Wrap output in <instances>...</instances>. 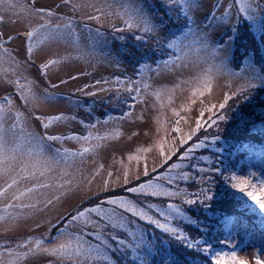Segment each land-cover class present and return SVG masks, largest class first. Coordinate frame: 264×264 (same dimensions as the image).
<instances>
[{"label": "snow or ice", "instance_id": "6c2138e0", "mask_svg": "<svg viewBox=\"0 0 264 264\" xmlns=\"http://www.w3.org/2000/svg\"><path fill=\"white\" fill-rule=\"evenodd\" d=\"M161 3L167 10L163 16L145 10L133 0H56L54 5L39 4L38 0H0V89L4 90V94H0V234H7L0 239V264H32L40 257L54 258L49 264H117L114 253L127 256L130 264H152L149 258L161 255L162 249L153 245L138 222L154 225L188 249L203 251L206 255L212 252L210 244L190 238L178 224L198 223L184 206L210 209L215 199V193L209 186L211 176L205 178L201 175L197 179L186 169L192 167L201 174L212 172L210 167H200L198 163L190 162L197 150L209 144L216 145L219 136H205L186 148L184 146L202 128L206 132L213 127L219 131L220 122L228 119L226 110L235 111L229 101H236L237 104L248 101L253 90L264 88V68L257 65L255 57L246 56L238 71L232 67L233 45L240 23L246 21L248 27L260 32L261 40H264V18L259 15L264 13V2L215 0L208 15L209 22L203 25L195 19L198 0H161ZM172 16L182 25L178 34H168V18ZM88 22L101 26L109 24L114 33H138L135 35L136 41L147 43L154 40L155 48L167 58L157 62L155 68L147 61L139 63V79H121L117 76L112 80H96L95 84L85 88L107 85L100 87L99 91L135 93L131 99L144 103L149 95L159 99L165 91L152 90L149 83L152 72L192 68L195 69L192 78L181 81V84L189 86L193 98L208 94L207 103L200 100V118L195 120V126L189 132H182L180 119H177L171 129L177 135L170 141L157 142L159 162L154 163L151 169L146 156L141 168V158L129 155L130 162L136 161L135 171L129 165L122 164V177L121 171L114 173L107 170L105 175V165L96 158V149L101 142L118 138L121 132L105 127L103 134H100L97 127L100 121L91 124L80 121L88 130L87 135L48 133L53 125L76 119L63 113L42 114L44 109L58 100L53 90L68 83L64 79L59 83L52 82L50 68L75 62H84L94 68L101 58L109 64L120 66L118 56L110 53H103L102 57L97 55V45L107 47V43L100 29L93 31ZM17 24L24 25V30L15 34L4 30L5 25ZM120 24L123 26H118ZM221 26L225 28V38L214 39L213 29ZM83 32L89 33L85 44L81 42ZM21 37L19 49L13 47ZM38 60L39 75L47 82L44 86L32 79L29 71ZM83 74L91 75L87 71ZM77 78L71 77L72 80ZM176 87L179 88L180 84ZM85 88L79 91L89 96L97 94L87 92ZM213 98L216 99L215 103ZM195 102L192 99V103ZM134 107L135 104L129 105V108ZM182 110L187 111L188 107H182ZM205 112L209 114L206 120L203 119ZM132 115L131 111L125 112L118 119L125 120ZM174 115L179 116V113L174 111ZM116 119L109 117L102 125L107 126L109 121ZM31 120L39 121L44 134L31 129ZM66 140H75L81 144V148L75 152L64 148ZM52 143H59L61 147L53 151ZM180 148L184 150L180 152ZM149 151V148L137 149V153ZM90 153L93 158L89 161L86 157ZM174 156L176 161L169 164ZM198 160L212 164L206 156H200ZM89 163L90 168L83 167ZM165 165V170L158 172V168ZM215 171L219 172V169ZM97 177L102 181L98 187L104 192L120 187L134 198L112 195L93 201L90 206H82L83 197L91 192ZM142 177V182L129 186L133 180L141 181ZM228 179L225 177L226 182ZM190 180L202 185L199 191L190 194L180 186V182L187 184ZM231 180V186L244 192L264 214V199L256 195V185H251L252 191L245 192L248 180L241 179L236 183L235 175ZM260 191L264 192V181L261 182ZM77 193L83 194L81 204L73 211L58 213L54 222L48 220L46 232L28 235L26 239L16 238L14 246L8 243L11 234L22 226L35 233L42 227V222L36 219L38 214L52 211ZM149 197L168 202L162 206L151 202L147 199ZM28 220H32L30 225L22 223ZM224 222L231 223V219L226 217ZM53 229L56 231L51 235ZM117 233L126 234V238ZM229 247L233 248L232 252L215 253L211 264H227L228 261L231 264H249L234 250L235 245L229 244ZM161 264H179V261L165 253ZM252 264H264V245L255 248Z\"/></svg>", "mask_w": 264, "mask_h": 264}, {"label": "rangeland", "instance_id": "374dc122", "mask_svg": "<svg viewBox=\"0 0 264 264\" xmlns=\"http://www.w3.org/2000/svg\"><path fill=\"white\" fill-rule=\"evenodd\" d=\"M56 0H38L39 4H55ZM134 3L142 6L145 10L156 13L159 16H163L166 14V9L163 7L161 0H133ZM264 2V0H262ZM215 0H198L199 8L195 13V19L197 23L201 25L208 23V15L212 11L213 4ZM260 17L264 18V13L259 14ZM77 20L80 19L79 16L76 17ZM167 30L168 34L176 32L178 34L179 29L182 27L179 21L175 19V16L168 18ZM89 27L95 31L96 28H99L100 31L104 34L107 47H102L97 45L95 51L97 55L102 57L103 53H110L111 55L118 56L120 60V66L117 67L115 65L109 64L105 62L102 58L100 61L95 63V67H90L89 64L84 62H75L63 64L59 67L53 66L49 69V76L52 82L59 83L61 79L67 80V84L61 85L58 89H55L58 96V100L52 102L51 106L47 107L43 110L42 114L44 115H54L63 113L68 117H76L75 120L69 119L68 121L55 124L49 130V134L53 135H87L88 130L81 125L80 121L83 120L86 123H96L100 121L101 124H98V129L100 134H103L105 127L107 129H119L121 135L118 138L108 140L105 142H101V146L96 149L97 151V159L100 163L105 165V175L107 170H111L114 173L117 171H121L122 177V164L129 165L133 171L136 170V161H129V155H138L140 159V167L143 166V158L147 157V162L149 165V169L153 166L154 163L159 162V151L157 148V142L164 140L170 141L172 137H175L177 133L173 132L171 129L175 126V121L180 119V127L182 132L187 133L195 126V120L200 118V109L202 105L200 104V100L203 99L207 103L208 94L204 97L193 98L191 96V91L189 90V86L187 84H181V81L189 80L194 75L195 69L189 68L184 69L183 71H160V72H152L151 79L149 83L152 85V90H165L163 94L159 97V99L154 95H149L146 97L144 103L134 102L131 99V95H135V93L129 94L127 91L116 92L112 91H99L100 87H108L107 85H97L96 87H87V85L95 84L96 80L103 81L105 78L112 80L115 77H120L121 79L125 78H133L139 79V74L137 72V68L139 67V63L147 61L152 65L153 68L156 67L157 62L162 59H166L167 57L163 55L159 50H157L154 46V40H148L147 43L143 41H136L135 35L138 33L125 31L122 33H114L109 24L104 25H96L94 22H88ZM118 26H123L122 24ZM81 28L83 25L81 24ZM248 28L247 22H242L238 26V32L242 31L241 28ZM4 30L9 34H15L16 32H20L24 30V25L17 24L13 25H5ZM80 31V29H78ZM225 28L221 26L220 28H214L212 31V35L214 39H223ZM251 33L253 37L256 38L257 42L254 43L253 46L250 40L243 41L238 37L233 45V61L232 67L234 70H239L240 64L243 63L244 58L246 56H253L256 59L257 65L259 67L264 68V45L263 40L259 41L261 38V33L256 31L255 28H251ZM89 33L83 32L81 35L82 44L87 43V37ZM123 37V39H120ZM22 37L16 41V44L13 47L19 49L22 43ZM156 53V55L154 54ZM155 58V59H154ZM39 60L37 61L36 66L32 67L29 71L31 74V78L37 80L41 83V86H44L47 82L42 79L39 75ZM87 71L90 72L91 75H84L83 73ZM146 76L148 74H145ZM72 76H77L76 80H72ZM180 84V87L176 86ZM85 88L87 92H96L97 94L94 96L84 95L79 91V89ZM174 90V91H172ZM260 100H262L264 96V88H257L253 90V92H259ZM0 94H4V90L0 89ZM18 103L22 105V102L19 101V98H16ZM192 99H195V103H192ZM213 102H216V99L213 98ZM135 104L134 108H129V105ZM182 107H188L187 111H183ZM131 111L133 115L130 118L125 120H119L125 112ZM174 111L179 113V116L174 115ZM208 113L205 112V116L203 119H207ZM109 117H115L116 120L109 121L107 126H103L102 122L107 120ZM138 117H142L139 118ZM31 129L38 133L44 134L45 130L40 126L39 121L31 120L30 121ZM204 132V129H200ZM198 131L196 135H199L201 131ZM214 130L213 128L210 129ZM209 130V131H210ZM94 132L96 130H93ZM226 131L228 133H232L235 130L231 128H227ZM133 133H136L133 135ZM195 136H193L192 140L189 141L188 145H185L186 148L191 143L194 142ZM95 143V142H94ZM178 143V141H177ZM61 145L59 143H52L51 150H55L56 148H60ZM64 148H68L71 151L75 152L81 148V144L76 142L75 140H66L63 144ZM140 148H149L151 151L147 153H137V149ZM167 148V145H165ZM203 149V148H201ZM214 150L213 148H211ZM184 148H180V152H182ZM200 150V149H199ZM197 150V151H199ZM91 153L87 155L86 159L89 161L92 159ZM176 161V157L174 156L169 164ZM193 161V160H192ZM192 161L190 162L192 164ZM197 164V163H195ZM199 164V163H198ZM200 166V164H199ZM85 168H90L91 164L83 165ZM167 165L164 168H158V172H163ZM190 168V167H189ZM189 168L186 169L189 171ZM191 175L193 177L196 176L195 168L191 167ZM141 181H132V184L129 186H134L136 183ZM261 181H264V176L260 177ZM191 182L193 180H190ZM102 183L100 177H97L96 184H94L91 188V192L88 193L87 197H83V194L77 193L62 201L57 208L52 211L40 213L37 215L36 219L42 222V227L36 230L35 233L30 232L28 227L22 226L19 228L14 234L12 238L8 240L9 244L14 246L15 239L21 238L26 239L28 235H38L42 232L47 231V221L52 219L54 222V217L58 213H66L69 211H73L77 205L81 204V199L83 197V205L82 206H90L93 201H98L100 199H106L112 195H125L129 196V198H134L132 194L124 191L123 188L114 187L110 189L108 192H104L98 187V185ZM184 183V182H180ZM182 185V184H181ZM143 199V198H139ZM151 200V202L165 205L168 201L162 198H147ZM176 203H180V201H175ZM30 225L32 220H28L26 222H22ZM182 224H187L184 222H179L178 226L182 228ZM196 226V224H192ZM138 226L142 228V230L146 233L147 237L150 238L151 231L154 225H149L144 222H138ZM160 230V229H159ZM55 229H53L51 235L55 234ZM122 238H126V234L117 233ZM4 235L0 234V239L3 238ZM161 237L166 238L163 235V232L160 230ZM153 245L156 248L162 249L161 255L150 257L149 259L152 261V264H161V259L165 254V251L169 248L165 241L161 243L153 239ZM234 245V242L232 243ZM257 247L245 246L240 248L236 252L238 255L249 261V264H252L253 253ZM171 257L175 256L170 253ZM113 257L117 260V264H130L127 256L122 255L121 253H114ZM49 261H54L52 257H40L35 259L32 264H49Z\"/></svg>", "mask_w": 264, "mask_h": 264}, {"label": "trees", "instance_id": "16d2710c", "mask_svg": "<svg viewBox=\"0 0 264 264\" xmlns=\"http://www.w3.org/2000/svg\"><path fill=\"white\" fill-rule=\"evenodd\" d=\"M241 28V27H240ZM243 29L237 33L243 41L257 42L251 33V28ZM261 41V38H259ZM264 45V40H263ZM156 55V53H154ZM155 59V58H154ZM259 92H252L248 101H229L232 109L226 110L228 119L220 122L219 131L214 130L200 132L196 135L194 142L203 139L205 136H219L216 145L209 144L206 148L200 149L194 155L192 164L199 163L200 167H210L212 172L201 174L196 171L197 179L204 175L205 178L211 176L212 183L209 185L215 193V199L210 209L202 206H184L188 214L196 220V226L192 224H182L185 234L193 239L205 241L211 245L212 252L205 254L203 251L188 249L181 242L164 233L166 237H161L160 230L153 227L150 239L153 241H165L169 247L165 253L171 256L172 253L179 264H211V258L215 253H230L233 251L229 244L234 242L235 251L245 246L260 247L264 245V214L245 195L233 188L231 177H237L236 183L241 179L249 181L245 186V192L252 191L251 185H256L255 193L264 199V192L260 191L261 179L264 176V96L260 100ZM227 128L235 130L232 133L226 131ZM218 149V150H212ZM206 156L211 159L212 164H205L198 160V157ZM215 169H219L216 172ZM191 167L189 171H191ZM191 173V172H190ZM228 177V181H225ZM182 184V185H181ZM188 193L199 191L202 185L195 180L187 184L181 183ZM229 217L231 223H225V218ZM227 264H231L230 261Z\"/></svg>", "mask_w": 264, "mask_h": 264}]
</instances>
